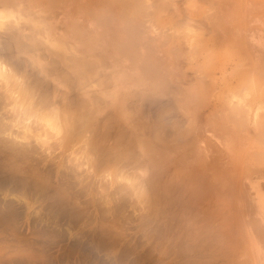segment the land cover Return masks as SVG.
Wrapping results in <instances>:
<instances>
[{
  "label": "rangeland",
  "instance_id": "374dc122",
  "mask_svg": "<svg viewBox=\"0 0 264 264\" xmlns=\"http://www.w3.org/2000/svg\"><path fill=\"white\" fill-rule=\"evenodd\" d=\"M0 15L19 80H0V147L32 149L0 148V211L16 212L0 264H264V0H0Z\"/></svg>",
  "mask_w": 264,
  "mask_h": 264
},
{
  "label": "bare ground",
  "instance_id": "6f19581e",
  "mask_svg": "<svg viewBox=\"0 0 264 264\" xmlns=\"http://www.w3.org/2000/svg\"><path fill=\"white\" fill-rule=\"evenodd\" d=\"M122 4H123V3H122ZM125 4H127V3H124V7H123V9H120V10H123L122 12L127 11V9H126L127 6H126ZM129 5H130V4H129ZM131 6H132V4H131ZM138 6H140V5H138ZM209 7H210V5H209ZM134 8H135V7H134ZM134 8H132V9H134ZM140 8H141V6H140ZM128 9H129V8H128ZM132 9H131V10H132ZM136 9H137V7H136ZM141 10H142V9H141ZM138 11H139V10H138ZM138 11H135V13H137ZM130 12H131V11H130ZM2 14H3V13H2ZM4 14H5V13H4ZM121 14H123V13H121ZM5 15H6V14H5ZM0 16H1V15H0ZM8 16H9V15H8ZM122 16H123V15H122ZM122 16H120V17H122ZM125 16H127V15H125ZM125 16H124V17H125ZM3 18H5V17H3ZM122 18H123V17H122ZM102 19H105V18H97V20H100V21H102ZM106 20H109V19H106ZM123 20H125V18L122 19V21H123ZM138 20H139V19H138ZM127 21H128V20L125 21L126 23H125L124 21H123V22H124L125 25L128 27V25H129L130 23H128ZM130 22H131V21H130ZM127 23H128V24H127ZM134 23H135V22H134ZM129 27H131V26H129ZM127 41H128V40H127ZM127 41H124V43H123V47L125 46V42L127 43ZM124 48H125V47H124ZM120 50H121V49H120ZM123 50H124V49H123ZM227 52H228V51H227ZM123 53H124V51H123ZM229 53H230V52H229ZM127 56H128V54H127ZM241 62H242V61H241ZM5 64H6V63L3 62V61L0 59V80H2V81L5 83L6 87H9V86H10V87H12L13 90H15V92H16V88H17V86H15V83H18L19 80H17V82L14 81V74H15V73H14V74L11 73V72L9 73V70L7 71L8 68H6V67H8V66H5ZM7 65H8V64H7ZM203 73H204V72H203ZM145 74H146V73H145ZM244 76H247V75H245V73H242V72L239 73L240 80H243V77H244ZM258 76H259V75H258ZM247 77H248V76H247ZM252 77H253L254 79H256L257 81L254 80V82H251V83H252L251 85H248L249 83H246V84L248 85L247 87H248V89H250L251 92H255V89L258 87V84H259L260 81H259V78H258V77H254V76H252ZM252 77H251V78H252ZM16 79H17V78H16ZM244 79H245V78H244ZM243 81H244V80H243ZM20 86H21V84H20ZM21 87H22V86H21ZM3 88H4V87H3ZM9 89H10V88H9ZM20 89H21V88H20ZM23 89H24V87H23ZM17 90H18V89H17ZM10 91H12V89H10ZM10 91H9V92H10ZM15 92L13 91V92H11V94H12V93L16 94ZM24 92H25V91H24ZM256 93H257V92H256ZM258 93H259V92H258ZM9 94H10V93H9ZM14 94H13V95H14ZM6 96H7V95H6ZM22 96H23V95H22ZM26 96H27V94H26ZM19 97H20V96H19ZM221 97H222V96H221ZM259 97H260V96H259ZM9 98H10V97H9ZM17 98H18V97H17ZM219 99H220V98H219ZM25 100H26V99H25ZM262 100H264V99H262ZM224 102H225V101H224ZM37 103H38V102H37ZM221 103H222V102H221ZM226 103H227V102H226ZM224 104H225V103H224ZM0 105H1V104H0ZM14 105H15V104H14ZM225 105H226V104H225ZM3 106H4V105H3ZM32 106H33V105H32ZM40 106H41V105H40ZM0 107H1V106H0ZM12 107H13V106H12ZM18 107H19V106H18ZM34 108H35V109L32 108V110H34V111H37V110L40 111V110H41V109H36V107H34ZM1 110H2V109H1ZM24 110H25L26 112H27V110L31 111L30 108H28V109H24ZM50 110H53V109H50ZM5 111H6V110H5ZM8 111H9V110H8ZM25 111H24V113H26ZM231 111H232V110H231ZM22 112H23V111H22ZM32 112H33V111H32ZM42 112H45V111L42 110ZM49 112H50V115L53 114L52 111H49ZM229 112H230V111H229ZM2 113H3V112H2ZM4 113H5V112H4ZM45 113H46V112H45ZM54 113H55L54 116H55L56 118H55L53 115H52L53 117H52V116L50 117L49 114H48L49 116H46L47 113H46L45 116H44V114H43V116L40 117V118H43V121H44L45 118H46L47 121L45 120V123L47 122L46 125H49L51 128L54 127L53 129H55V127H57V129L54 130V132L56 131L55 133H57V132H59V129H60V128H59L60 126H58L59 123H60V121H59L57 118L60 117V115L57 116V112H54ZM239 113H240V112H239ZM14 114H15V113H14ZM65 114H66V113H65ZM229 114H230V113H229ZM15 115H16V114H15ZM27 115H28V113H27ZM31 115H32V114H31ZM31 115H30V117H31ZM38 115H39V114H37V116H38ZM226 115H227V114H226ZM23 116H24V115H23ZM23 116H22V118H23ZM28 116H29V115H28ZM34 116H35V114H34ZM239 116H240V115H239ZM263 116H264V115H263ZM14 117H15V116H14ZM20 117H21V116H20ZM24 117H26V116H24ZM44 117H45V118H44ZM47 117H48L49 119H48ZM71 117H72V116H71ZM220 117H221V116H220ZM222 117H223V116H222ZM226 117H227V116H226ZM246 117H247V116H246ZM18 118H19V117H18ZM38 118H39V117H38ZM80 118H81V117H80ZM23 119H24V118H23ZM23 119H22V120H23ZM59 119H60V118H59ZM61 119H62V118H61ZM69 119H70V117H69ZM69 119H66V118L64 117V118L62 119V121L66 122V123H68V122L70 123V126H71L72 129H70V128L68 127L67 124H65V126L67 125V127L69 128V130L67 129V130H68V131H67V135H68L67 137H72V135H74V134H73V125L71 124V122H70ZM233 119H234V118H233ZM2 120H3V119L0 118V133L4 132V130H6V128L9 127V125H6L5 123H3ZM28 120H29V118H28ZM39 120H40V119H39ZM39 120H38V121H39ZM262 120H263V119H262ZM6 121H7V120H6ZM14 121H15V119H14ZM14 121H13V122H14ZM24 121H25V120H24ZM34 121H35V120H34ZM40 121H41V120H40ZM43 121H42V122H43ZM13 122H11V123H13ZM28 122H29V121H28ZM254 122H255V121H254ZM258 122H259V121H258ZM25 123H26V122H25ZM45 123H44V124H45ZM9 124H10V123H9ZM14 124H15V123H14ZM26 124H27V123H26ZM263 124H264V120L262 121V123H260V125L262 126ZM21 125H22V123H21ZM28 125H29V124H28ZM6 126H8V127H6ZM26 126H27V125H26ZM41 126H42V125H41ZM49 126H48V128H49ZM61 126H62V125H61ZM45 127H47V126H45ZM63 127H64V126H63ZM26 128H27V127H26ZM29 128H30V127H29ZM42 128H43V127H42ZM58 128H59V129H58ZM61 128H62V127H61ZM65 128H66V127H65ZM65 128H64V129H65ZM27 130H28V129H27ZM30 131H31V130H30ZM32 131H33V130H32ZM42 131H43V129H42ZM105 131H106V130H105ZM190 131H191V130H190ZM52 132H53V131H52ZM33 133H34V132H33ZM43 133H44V132H43ZM4 134H5V133H4ZM31 134H32V133H31ZM44 134H45V133H44ZM258 134H259V133H258ZM11 135H12V134H11ZM36 135H37V134H36ZM38 135H39V134H38ZM185 135H188V134H185ZM127 136H128V135H127ZM1 137H2V136H1ZM3 137H4V136H3ZM9 137H10V136H9ZM46 137H47V136H46ZM51 137H52V136H51ZM67 137H66V139H67ZM123 137H124V136H123ZM39 138H40V136H39ZM93 138H94V137H93ZM116 138H117V137H116ZM116 138H115V139H116ZM37 139H38V138H37ZM63 139H64V138H63ZM7 140H8V139H7ZM67 140H68V139H67ZM102 140H104V139H102ZM43 141H44V140H43ZM72 141H73V140H72ZM72 141H71V142H72ZM2 142H7V141H3V139L0 138V143H2ZM10 142H11V141H10ZM10 142H9V143H10ZM13 142H14V141H13ZM66 142H67V141H66ZM257 142H258V143H257V144H258V147L256 148L255 152L252 153V154H258V153H260L261 156H258L257 159L260 160V161H263V162H264V151H263V152H260L261 149H262V148L260 147V144H262V146L264 147V128L260 131V134L258 135ZM11 143H12V142H11ZM11 143H10V144H11ZM48 143H49V142H48ZM50 143H51V142H50ZM98 143H99V142H98ZM98 143H97V144H98ZM10 144H9V146H10ZM12 144H13V143H12ZM12 144H11V145H12ZM15 144H16V143H15ZM17 144H18V143H17ZM22 144H23V143H22ZM63 144H64V143H63ZM134 144H135V143H134ZM40 145H41V144H40ZM65 145H66V144H65ZM71 145H72V144H71ZM5 146H6V145H5ZM5 146H1V147L4 148V149H6ZM9 146H7V147H9ZM18 146H19V145H18ZM23 146H24V145H23ZM91 146H92V144H91ZM94 146H95V145H94ZM97 146H98V145H97ZM1 147H0V148H1ZM10 147H11V146H10ZM12 147H13V146H12ZM15 147H16V146H15ZM19 147L21 148V146H19ZM19 147H16V148H18V150H17V149L15 150V148H13V149L15 150V152H14V151H13V152H14L15 154H18V153L21 154V155L18 154V155L20 156L21 161H22L23 158H24V157H23V158L21 157L22 154H23L24 152H25V155H26V156H25V157H26L25 159H29L28 156H27V155H29V154H28V153L26 154V151H24V149H23V148H25V146L21 148V149L23 150L22 153L19 152V149H20ZM27 148H28V146H27ZM9 149H10V148H7L6 151L8 150V151H10V153H12V152H11V149H10V150H9ZM25 149H26V148H25ZM28 149H30V148H28ZM28 149H26V150H28ZM91 149H92V150H93V149L95 150L94 147L91 148ZM156 149H157V148H156ZM22 150H20V151H22ZM53 150H54V149H53ZM106 150L108 151V148H107ZM0 151H1V150H0ZM17 151H18V153H17ZM31 151H32V149H30V151H28V152H31ZM76 151H77V150H76ZM98 151H99V150H98ZM98 151H97V152H98ZM46 152H47V151H46ZM95 152H96V150H95ZM112 152H113V150H112ZM10 153H8V154H10ZM90 153H91V152H90ZM92 153H93V152H92ZM99 153H100V152H99ZM113 153H114V152H113ZM116 153H118V151H117ZM116 153H115V154H116ZM157 153H158V152H157ZM6 154H7V152H6ZM12 154H13V153H12ZM12 154L9 155V159H10V161H14V159H15L14 157L18 156V155L15 156V154H13V158H14V159L12 158V159H13V160H12V159L10 158V157L12 156ZM32 154H33V153H32ZM47 154H48V153H47ZM73 154H74V153H73ZM45 155H46V154H45ZM47 156H48V155H47ZM75 156H76V155H75ZM122 156H123V155H122L121 153H118V155H116V158H114L112 161H113L115 164H116V163H119V162H121V160H122ZM29 157L31 158V153H30ZM128 157H129V156H128ZM252 157H253V155H252ZM80 158H81V157H80ZM126 158H127V157H126ZM159 158H160V157H159ZM253 158H254V157H253ZM16 159H17V160H16ZM16 159H15V160L18 161V157H16ZM78 159H79V158H78ZM254 159H255V158H254ZM254 159H253V160H254ZM53 160H54V159H53ZM118 160H120V161H118ZM165 160H167V159H165ZM258 160H256V161H258ZM6 161H8V160H6ZM21 161L19 160L20 163H24V162H25L24 160H23L24 162H21ZM254 161H255V160H254ZM14 162H15V161H14ZM19 162H18V163H19ZM52 162H53V161H52ZM133 162H134V161H133ZM20 163L17 164V165H20ZM68 163H69V162H68ZM111 163H112V162H111ZM114 163H113V164H114ZM121 163H122V162H121ZM98 164H99V163H98ZM98 164H97V167H98L97 169L99 170V168H100L102 165H101V163L99 164L100 166H99ZM104 164H105V163H104ZM125 164L127 165V162H126ZM12 165L14 166V164H12ZM20 166H21V165H20ZM70 166H71V165H70ZM74 166H75V165H74ZM78 166H79V165H78ZM9 168H11V167H9ZM21 168H22V167H21ZM70 168H71V167H70ZM113 168H114V167H113ZM122 170H124V169H122ZM119 173H121V172H119ZM122 173L125 174L126 172L122 171ZM133 174H135V173H133ZM92 175H93V174H92ZM116 175L119 176V175H121V174H116ZM129 176H131V175H129ZM84 177H85V176H84ZM104 177H105V176H104ZM132 177H133V175H132L131 177H129V178H132ZM120 178H122V177H120ZM123 178H124V177H123ZM216 178H217V177H216ZM97 179H98V178H97ZM126 179L128 180L127 175H126ZM133 179L135 180V177H133ZM140 179H141V178H140ZM214 179H215V178H214ZM124 180H125V179H124ZM155 180H156V179H155ZM218 180H219V179H218ZM218 180H217V181H218ZM125 181H126V180H125ZM136 181H137V180H136ZM167 181H169V180H167ZM180 181H181V179H180ZM211 181H212V180H211ZM219 181H220V180H219ZM131 182H134V184H135V181L131 180ZM137 182H138V181H137ZM137 182H136V183H137ZM139 182H140V180H139ZM74 183H75V182H74ZM141 183H142V182H141ZM166 183H168V182H166ZM176 183H177V182H176ZM220 183H221V182H220ZM0 184H1V183H0ZM130 184H131V183H130ZM130 184H129V185H130ZM139 184H140V183H139ZM142 184H143V183H142ZM156 184H157V183H156ZM168 184H169V183H168ZM137 185H138V184H137ZM137 185H136V186H137ZM140 185H141V184H140ZM169 185H170V184H169ZM177 185H178V184H177ZM130 186H131V185H130ZM142 186H143V185H142ZM142 186H140V190H142ZM147 186H148V185H147ZM174 186H175V184H174ZM187 186H188V185H187ZM23 187H26V186L23 185ZM157 187H158V186H156L155 184L152 185V183H151V189H150V190L152 191V193H151V194H152V200L158 203V201H161V198H162L163 196H162V191L160 192L159 190H157V189H158ZM169 187H170V186H169ZM169 187H168V186L165 187L166 189L163 188V189H164V190H163V193H164L165 190L169 189ZM177 187H178V186H177ZM138 188H139V187H138ZM174 188H175V187H174ZM33 189H34V187H33ZM144 189H145V188H144ZM148 189H149V188H148ZM161 189H162V187H161ZM171 189H172V188H171ZM171 189H170V190H171ZM116 191H117V190H116ZM148 191H149V190H148ZM151 191H149V192H151ZM34 192H35V190H34ZM36 192H37V191H36ZM38 192H39V191H38ZM111 192H112V191H111ZM137 192H138V191H137ZM117 193H118V191H117ZM117 193H115V194H117ZM170 193H173V192H170ZM119 194H120V193H119ZM116 196H117V195H116ZM121 196H122V194H121ZM164 199H165V198H164ZM167 199H168V198H167ZM7 204H8V206H6V208L10 206L9 204H11V202H9V203H7ZM7 204H6V205H7ZM160 204H161V203H160ZM162 205H163V204H162ZM11 206H12V205H11ZM160 207H163V206H160ZM160 207H159V208H160ZM3 208H5V207H3ZM6 208H5V209H6ZM12 208H13V207H12ZM12 208H11V209H12ZM85 208H86V207H85ZM112 208H113V207H112ZM8 209H9V208H8ZM8 209H7V210H8ZM71 209H72V208H71ZM145 209H146V208H145ZM163 209H164V208H163ZM153 210H154V209H153ZM14 211H15V210H13V211H0V215H1L2 217L5 215V213H6V214H10V215H12V214L14 215V214L16 213V212L14 213ZM72 211H73V209H72ZM82 211H83V210H82ZM111 211H112V209H111ZM112 212H113V211H112ZM114 212H115V210H114ZM69 214H70V213H69ZM80 214H81V213H80ZM59 215H60V214H59ZM72 215H73V214H72ZM72 215H71V216H72ZM81 215H82V214H81ZM123 216H124V215H123ZM180 217H181V216H180ZM127 218H128V217H127ZM162 218H163V217H162ZM160 221H161V220H160ZM72 222H73V221H72ZM146 223H147V222H146ZM143 224H144V223H143ZM161 225H162V224H161ZM157 226H158V225H157ZM99 229H100V227H99ZM101 229H102V228H101ZM158 229H159V227H158ZM160 229H161V228H160ZM102 230H104V229H102ZM100 231H101V230H100ZM100 231H98V232H100ZM103 232H105V231H103ZM96 233H97V232H96ZM105 233H106V232H105ZM106 234H107V233H106ZM106 234H105V235H106ZM111 234H112V233H111ZM154 234H155V233H154ZM107 235H108V234H107ZM109 235H110V234H109ZM98 236H99L100 239H101V236H100V235H98ZM192 236H193V235H192ZM104 238H106V237H104ZM104 238H102V239H104ZM108 238H109V237H108ZM94 239H95V237H94ZM102 239H101V240H102ZM98 240H99V239H98ZM103 242H104V240H103ZM114 243H115V242H114ZM159 243H160V242H159ZM163 243H164V242H163ZM101 245H102V244H101ZM107 245H108V244H107ZM175 246H176V245H175ZM177 246H178V245H177ZM180 246H181V245H180ZM178 247H179V246H178ZM178 247H176V248H177L178 251H180V250L178 249ZM158 250H159V249H158ZM183 250H185V249L183 248ZM164 252H165V251H164ZM180 252H181V251H180ZM180 252H179V253H180ZM187 252H188V251H187ZM182 253H183V252H182ZM162 254H163V253H162Z\"/></svg>",
  "mask_w": 264,
  "mask_h": 264
}]
</instances>
